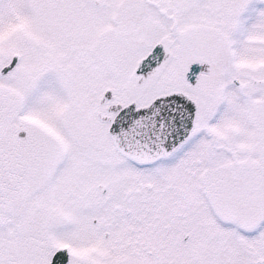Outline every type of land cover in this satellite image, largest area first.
Listing matches in <instances>:
<instances>
[{"label": "snow or ice", "instance_id": "snow-or-ice-1", "mask_svg": "<svg viewBox=\"0 0 264 264\" xmlns=\"http://www.w3.org/2000/svg\"><path fill=\"white\" fill-rule=\"evenodd\" d=\"M0 264H264V0H0Z\"/></svg>", "mask_w": 264, "mask_h": 264}]
</instances>
